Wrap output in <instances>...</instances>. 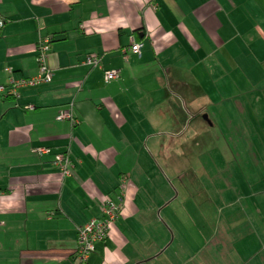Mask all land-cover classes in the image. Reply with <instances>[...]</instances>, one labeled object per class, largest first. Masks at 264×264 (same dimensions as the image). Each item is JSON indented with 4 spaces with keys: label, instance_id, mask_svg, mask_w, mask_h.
Segmentation results:
<instances>
[{
    "label": "crops",
    "instance_id": "0c3cea01",
    "mask_svg": "<svg viewBox=\"0 0 264 264\" xmlns=\"http://www.w3.org/2000/svg\"><path fill=\"white\" fill-rule=\"evenodd\" d=\"M0 14V84L5 67L36 72L42 37L52 74L0 92V264H76L108 198L121 213L89 264H264V0H0ZM70 102L76 124L57 119ZM68 149L64 176L52 162Z\"/></svg>",
    "mask_w": 264,
    "mask_h": 264
},
{
    "label": "built area",
    "instance_id": "2783aa9c",
    "mask_svg": "<svg viewBox=\"0 0 264 264\" xmlns=\"http://www.w3.org/2000/svg\"><path fill=\"white\" fill-rule=\"evenodd\" d=\"M5 22L6 20L0 14V35ZM130 49L136 54H141L142 43L133 38ZM50 51L51 39L49 37L40 38L36 46V60L38 64L36 72L26 77L16 78L13 75L14 70L11 67H5L9 78L6 85L0 84V92L16 95L18 94L19 88L49 83L52 80L51 70L47 63ZM85 62L93 67H101V59L96 55H88ZM119 74V70H105L106 80L116 79L119 77ZM74 106L75 104L70 102L61 108L57 114V119L70 120L72 124H76L78 120L74 114ZM34 151L38 155L51 152L50 148L44 146H38ZM52 163L64 176H69L72 173L74 165L69 149L56 152ZM120 213L121 204L108 198L101 207L100 216L91 218L83 226L78 228V245L74 253L76 264H89L90 256L95 251L97 242L104 241L107 238L112 224L116 221ZM2 225L3 223L0 221V228Z\"/></svg>",
    "mask_w": 264,
    "mask_h": 264
},
{
    "label": "rangeland",
    "instance_id": "374dc122",
    "mask_svg": "<svg viewBox=\"0 0 264 264\" xmlns=\"http://www.w3.org/2000/svg\"><path fill=\"white\" fill-rule=\"evenodd\" d=\"M170 241H172V239H170Z\"/></svg>",
    "mask_w": 264,
    "mask_h": 264
},
{
    "label": "trees",
    "instance_id": "16d2710c",
    "mask_svg": "<svg viewBox=\"0 0 264 264\" xmlns=\"http://www.w3.org/2000/svg\"><path fill=\"white\" fill-rule=\"evenodd\" d=\"M263 65H264V62H263ZM96 250V249H95Z\"/></svg>",
    "mask_w": 264,
    "mask_h": 264
}]
</instances>
